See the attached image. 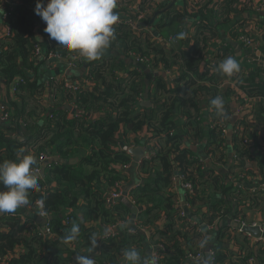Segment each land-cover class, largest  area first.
I'll return each mask as SVG.
<instances>
[{
  "label": "trees",
  "instance_id": "16d2710c",
  "mask_svg": "<svg viewBox=\"0 0 264 264\" xmlns=\"http://www.w3.org/2000/svg\"><path fill=\"white\" fill-rule=\"evenodd\" d=\"M16 1L5 20L9 33L0 36V80L9 85L19 81L16 97L22 98L26 114L19 112L9 129H0V162L15 159L21 150L36 156L33 171L41 168L42 155L79 160L47 165L45 177H38V189L30 190L29 204L23 206L39 212L37 202H42V210L52 217L47 224L49 233L35 218L24 220L22 206L0 218V264L1 260L4 264H76L75 255L90 256L94 264H125V249L135 248L147 257L148 244L158 253L156 264H186L190 254L205 253L204 248L213 251L212 261L207 264H249L251 257L256 258V264H264V247L259 243L224 226L209 241L199 231L200 226L189 222L188 215L181 214L182 208L176 204V196L183 194L191 214L207 225L231 211L234 202L243 217L264 205L260 191L252 192L250 188L256 173L264 180V20L257 23L251 17H242L251 13L250 3L194 0L196 10L192 13L172 5L152 23L158 37H150L145 30L138 32L130 22L121 20L114 26L110 46L101 57L79 61L78 67L82 63L88 66L90 73L86 76L96 81L97 91L76 92L66 86L65 80L51 81L48 88L57 110L47 116L43 126L31 129L25 124L31 133L15 139L10 132H19L18 122L21 119L25 123L29 113L38 115L36 111L45 91L37 78L40 62L36 46L47 55L60 54L65 59L75 53L49 39L44 32L45 23L35 14L37 0ZM120 1L118 14L128 12L134 4L139 11L146 12L157 2ZM168 2L173 4V0ZM253 21L261 29L258 35L249 36H257V51L240 40L242 34L249 35L245 26ZM230 24L232 37L242 48V61L236 58L232 45L215 42L218 28ZM180 32L185 33L183 38H177ZM160 40H171L173 47H163ZM117 50L128 57L135 53L149 58L146 65L151 68L163 65L165 70L176 71L170 86L163 80L150 86L149 96L155 107L146 109L147 112L138 107L143 98V71L126 68L124 75H120L124 60L115 58ZM228 56L240 64V71L232 77L217 71L219 63ZM250 57L257 60L249 62ZM213 60L216 62L212 63ZM228 80L235 86H226ZM217 96L224 99L223 115H218L211 105ZM234 100L246 106L245 112L250 114L241 116L234 124L232 155L236 157L230 163L228 135L219 122L224 118L230 123V101ZM66 103L87 113L103 107L105 114L94 119L84 114L71 115L64 108ZM206 109L211 112H204ZM143 129L150 134V154L138 165L141 181L131 187L129 199L139 208L133 220L135 227L151 233L148 243L140 229L129 226L131 207L123 200L108 202L109 192L124 191L128 174L123 167L132 162V157L118 147L117 137L121 134L130 144L128 135L139 134ZM247 136L253 139L252 145L244 143ZM197 145L203 147L210 161L202 159L192 148ZM223 167L226 176L221 172ZM177 173L183 176L182 182L193 185V192L176 184L173 177ZM240 176L244 177L239 180L243 185L237 187L233 181ZM161 215L167 216L163 224ZM73 222L79 225V236L65 242ZM100 224L106 229H117L105 236L99 231ZM93 235L98 238L95 248L90 241ZM202 242L205 245L201 247Z\"/></svg>",
  "mask_w": 264,
  "mask_h": 264
},
{
  "label": "crops",
  "instance_id": "0c3cea01",
  "mask_svg": "<svg viewBox=\"0 0 264 264\" xmlns=\"http://www.w3.org/2000/svg\"><path fill=\"white\" fill-rule=\"evenodd\" d=\"M11 1H16V0L0 1V36L7 33L8 27L5 26V21H3V15H4L5 11H7V10L9 11L8 7L11 4ZM118 3H121V1H118ZM172 3H173V5H176L177 7L181 8V7H186L187 4L190 3V1L189 0H179V1L176 0L175 2L173 1ZM168 7H169L168 0H157V2L155 4H152V6H149L147 8L144 18H142L140 20V25L142 28H144L145 33H148V35L150 37H158L159 36L158 33L155 32L152 23L155 22L157 20V18L158 19L161 18L163 16L162 13H164L166 8H168ZM132 8L134 10L135 9L139 10V8L135 6V4L131 6V9ZM186 10H188V9H186ZM188 11L190 13H192L195 10L194 11L188 10ZM119 16H121V17L128 16V12L125 13L124 11H121ZM242 17H244V18H250L251 17L252 19H255L257 21V23H261L264 20V14L254 15L252 12L251 13L246 12V14H243ZM126 20H129V19H126ZM253 22L255 23V21H253ZM232 27H233L232 24L227 25V26L226 25L220 26L218 28L219 36H217V38L215 39V42L218 44H230V45H232V47L234 48V54H235L236 58L239 59L240 61H242L243 60L242 48H241V45L232 37V33H231ZM188 30L190 33H192V31H193L192 28L191 29L189 28ZM37 38L40 39L41 36L38 35ZM160 43H162L163 47H165L167 49H171L173 47L171 40H160ZM213 46L215 47V45H213ZM52 54L53 55H51V54L47 55L46 51L44 49H42V51L38 57V61L40 62V66H39L37 78H38V82L41 84H44V86H45L43 99L41 101L42 103L40 104L41 107L37 108V111H36L38 113L37 116H35L34 113H29L26 116V118L24 119L25 123H23L22 120L20 119V121L18 122V124H21V126L19 128V132L14 131V130H12L10 132V136L15 138V139H21L22 135H25V134L29 135L31 133V130L27 129L25 127V124L27 126H30L31 129H35V126H39V127L43 126L46 123L47 116L50 113H53V112H55V110H57L53 105V102L51 100V98H52L51 93H50L51 91L48 88V85L51 81L65 80L68 83L75 84L76 82H83L86 79L85 77H87L86 75H89V73H90L88 66L84 65V63H82V65H79V67L78 66L77 67H71L68 64L67 59L61 58L60 55H59V57H55V54L54 53H52ZM74 54L79 55L77 52H75ZM114 55H115V58H117L119 56L121 59L124 60V65H122V71L120 72V75H124L126 68L130 69L132 67H137L143 71V84H144L143 98H141V101H140L139 106H138V107H140L141 112H147L146 109H150V108L155 107L154 102L152 101V99L149 96L150 86H152L153 84H156V82L158 80H163L167 84V86H170L173 82L172 77L175 76L176 71L174 69L173 70H165L163 65L157 66L156 68H151V67L147 66L145 63H141V62L137 61V59L133 56L128 57L125 55H121L119 50H117V53H115ZM80 57L82 58V60L84 59V57H82V56H80ZM83 68H85L86 70H83ZM225 85L230 86V82L227 81L225 83ZM96 86H97L96 81L92 80V78L90 77L88 79V81L86 82L85 92L93 93V92L97 91ZM76 92H79V91H76ZM0 104L7 105V108L9 109V113H10L9 114L10 117L7 119H4L2 113L0 112V129H9V127L15 121L14 118H16L15 117L16 114H18L19 112H21V114L22 113L26 114V112H23L24 104L22 102V98L16 97V93L14 92L12 85L3 84L1 82V80H0ZM72 104L73 103H71V104L66 103L64 105L65 110L69 111V114H71V115H82V114H84L87 117L94 119V118L100 117L101 115L103 116L105 114L103 107H101L100 109L99 108H97V109L93 108L92 110H90L87 113V112L77 108L75 105H72ZM230 105H231L232 112H233V115L231 116L232 119L236 118V116H237L236 112H244L243 110L246 108V106L240 105L237 102V100L230 101ZM202 107L205 108L206 105L204 104ZM204 112H211V111L209 109H206ZM204 120H205V125H206L208 123V120H207V118H205ZM149 135H150L149 132L146 131L145 129L141 130L139 134L128 135L127 138H130V142H131L129 144V143H127V140L124 139V137L121 134H119L117 137V140H118L117 145L120 149H123L124 145L134 147V148L135 147H143L145 152H146V155L149 156V154H150V151L148 149V143H149V138H150ZM192 148L199 154V156H201L202 159H204L206 161H210V159L206 155V152L202 146L197 145V146H194ZM227 148H228V153L230 156L229 159H230V163H231V162H233L234 155H232L233 154L232 140L229 137H227ZM129 155L132 157L131 154H129ZM231 156H232V158H231ZM143 159H144V157H143ZM139 163H135L133 161V157H132V162L130 164H128L127 167H123L125 169L126 173L128 174V181L124 185L125 186L124 191H125L126 186H128L130 183L133 186H135L141 181V177L139 176V173H138ZM123 168L120 167V169H123ZM221 172L224 173L226 176V174H227L226 168H224V167L221 168ZM239 180H242V179H238V180L233 181V184L237 187L243 185L242 182ZM262 182L264 184V180ZM130 189L131 188H129V190L127 192L128 198H129ZM124 191L122 192L123 194H121L119 197H114V198H111L112 192H109L108 193V199H109L108 202L112 203V202H115L118 200H122L121 198L124 195ZM176 204H177V206L178 205L181 206L180 208H182V209L184 208L187 211L189 222H193L194 224L197 223L200 226L199 229L206 233L209 241L210 240L212 241L214 238L217 237L218 232H219V228H221L222 226H224L226 228H232V229L238 230V227L235 226V225H237V223L232 222V220H234V218L237 216V212L239 210V208L236 206L235 202L232 204L231 211H228L225 214H223L221 217L217 218L213 223H211L212 224L211 227H208L209 225L203 223L200 218H197L191 214L190 207L185 202L183 194H181V195L179 194L176 196ZM136 208H137V213H138L139 208L138 207H136ZM21 211H22V213L23 212L26 213V215L24 214V217H23L24 220L29 218V217H33L37 221V217L40 216L38 210L37 211H31L30 209L25 208L23 206L21 207ZM4 214H7V213H4ZM4 214H0V218ZM259 216H261V214ZM134 218H135V216H134ZM134 218L132 217V220H134ZM159 218L161 220V224H163V222H165L167 220L166 215H163V216L161 215ZM37 224H38V222H37ZM39 225L41 226V224H39ZM129 226L132 229H140V231L143 232V234L145 235L146 241L148 243L149 236L151 234L150 231L139 228V227L137 228V227H135V224L132 222L129 223ZM116 229L117 228L113 227V226L106 229V227L104 225H102V224L99 225V231L102 234L105 233L106 230H108L107 231V233H108V232L114 231ZM220 245H222V243H220ZM204 250H205V253L203 254L202 257L190 259V261H188L186 264H207V263H210L212 261L210 254H209L211 252V250L205 249V248H204ZM153 252H154L153 246H150L148 244L147 257L153 259ZM249 264H256V263L252 262Z\"/></svg>",
  "mask_w": 264,
  "mask_h": 264
},
{
  "label": "clouds",
  "instance_id": "9594fccd",
  "mask_svg": "<svg viewBox=\"0 0 264 264\" xmlns=\"http://www.w3.org/2000/svg\"><path fill=\"white\" fill-rule=\"evenodd\" d=\"M117 5L118 0H47L46 5L45 0H37L35 14L45 23L44 32L49 39L87 60H95L110 46L114 26L119 20ZM184 36L185 33L180 32L177 38ZM217 71L232 77L240 71V64L228 56L219 63ZM211 105L218 115H223V97H215ZM36 164V156L25 154L23 150L15 159L0 162V184L3 185L0 189V214L14 213L29 204L30 190L39 187L38 174L32 170ZM43 214L39 212V215ZM79 232V225L73 222L64 237L65 242L76 240ZM90 241L95 248L98 238L93 235ZM123 257L125 264H155L154 259L142 257L135 248L125 249ZM75 261L76 264H94L93 259L85 255H77Z\"/></svg>",
  "mask_w": 264,
  "mask_h": 264
},
{
  "label": "built area",
  "instance_id": "2783aa9c",
  "mask_svg": "<svg viewBox=\"0 0 264 264\" xmlns=\"http://www.w3.org/2000/svg\"><path fill=\"white\" fill-rule=\"evenodd\" d=\"M118 1H120V0H118ZM154 1H157V0H154ZM173 1L175 2L176 0H173ZM189 1H190V3L187 4V6L184 7V8H186V9H188L190 11L196 10L195 9V5H194V0H189ZM247 2L250 3L251 12L254 15L264 14V0H244L243 5L246 4ZM16 3H17V1H11V4L8 7L9 11L14 8ZM9 11L7 10V11L4 12L3 21L8 19ZM132 14L135 17L131 18ZM144 16H145V12H141V11H139L137 9L134 10L133 8L132 9L129 8L128 16H125V17L119 16V20H118L117 23L121 22V20L129 19V20H127V22H130L132 28H134L138 32H143L144 28L141 27L140 20L142 18H144ZM245 29L248 30V34L249 35L247 36L245 34H242L240 36V40L245 44V46H247L249 48H252L254 51H257L258 50V45H257V42L255 41L257 36H255L254 38H251L249 36L258 35L261 32V29L259 28V26H256L254 22L248 23L245 26ZM8 33H9V31L7 29V33L6 34H8ZM41 51H42V48L39 47V46H36V56L39 57ZM131 54H132L133 57H135L137 59V61H139L141 63H145L146 64L149 61V58H147L145 56H143V57L142 56H138L135 53H131ZM257 54L259 55L260 52H258ZM51 55H53V54H51ZM59 55L60 54H55V57H59ZM67 60H68V64L71 67H77L78 64H79V61H81L82 58L79 55H77V54L71 53V54H69V57H67ZM254 60L256 61L257 59H254L252 57H250L248 59L249 62H253ZM215 62H216L215 60L212 61V63H215ZM85 78L86 79L83 82H76L75 84L67 82L66 86L72 88L74 91H79V92L80 91H85L86 82L89 79L88 77H85ZM56 81H61V80H56ZM229 82H230V86H235V83H233L232 81H229ZM18 83H19V81H15V82L11 83V85H12V87L14 89V92L16 94L18 92L17 91ZM246 100H247V98H246ZM245 105H247V104H245ZM246 109L243 110L244 112H236L238 117L236 116V118H233V119H232V117H230V121H229L230 123L229 124H228V120L224 119V118L219 122V126L222 128L223 133L227 134L228 137L231 140H232V137H233V127H234V124L236 123V121L241 116L245 115V113L246 114H250V112H245ZM0 112L2 113L4 119H7V118L10 117V115H9L10 113H9V109L7 108V105L0 104ZM244 143L252 145L254 143V141H253V139H251L250 137L247 136V137L244 138ZM234 157H236V155H234ZM50 158H51L50 156L42 155L40 157V161L44 162L45 160H49ZM125 167H127V166H125ZM40 169L41 168H38L34 172L38 173L40 171ZM182 178H183V176H178V173L175 174V176L173 177L174 181H176V184L179 185L183 190H189V191L193 192V190H194L193 185L190 182H182ZM243 178H244L243 176H240L239 179H243ZM253 180H254V184L250 186L252 192L260 191V196L264 200V184L262 182L263 181L262 176H260L259 173H256V178L253 179ZM111 192H112L111 193V198L119 197L121 194H123L122 191L113 190ZM37 205L40 207L39 212L42 211L44 213L43 216L40 215L41 217H43V218L50 217L49 214H47L46 212H44L42 210V208H41L42 207V202H40V201L37 202ZM256 210L257 211H255V212H249L246 217H243L242 214H239L237 212V216L234 218V220H232V222H235V223H237L239 225L238 230H237L239 233L245 234L249 239H251V241L257 242L261 246L264 247V205L263 204L260 205ZM181 214H187V211L183 208L181 210ZM260 214H261V216H259ZM47 224L45 226H43V228L45 229L46 233H49V229L47 228ZM211 226H212V224L209 225L208 227H211ZM244 226L258 227L260 229L261 235L257 237V236H254L253 234H251L250 232L244 231L243 230ZM199 231H201V230L199 229ZM204 245H205V243L202 242L201 247L204 246ZM159 247L163 248L162 245H159ZM203 254H204V251L203 252H199L197 255L190 254L189 258H191V259L200 258V257L203 256ZM209 254H210V257L212 259L213 251H211ZM157 258H158V253H156L155 250H154L153 259H154L155 263L157 261ZM248 262L249 263H252V262L256 263V258L255 257H251L248 260ZM1 264H4V260H1Z\"/></svg>",
  "mask_w": 264,
  "mask_h": 264
},
{
  "label": "water",
  "instance_id": "95a60500",
  "mask_svg": "<svg viewBox=\"0 0 264 264\" xmlns=\"http://www.w3.org/2000/svg\"><path fill=\"white\" fill-rule=\"evenodd\" d=\"M172 5L173 4H170L169 7H172ZM83 70H86V69L83 68ZM1 82L3 84H5L4 80H1ZM123 150L132 155L133 161L135 163H139L143 159V157L146 156V152H145L143 147H135L134 148V147H130V146L124 145ZM78 160H79V157H73V158H70V159L66 160V159L54 156V157L50 158L49 160H45L44 162H42L41 169L37 173L38 177L39 176L42 177V178L45 177V171H46V166L47 165H50L52 163H62V164L69 163V164H73V163H76ZM132 186L133 185L131 183L128 186H126L125 191H124V195L122 196L121 199L131 207L132 213H133L132 217L134 218L135 214L137 213V208L132 204L131 200L127 197V192L129 190V188H131ZM23 214L26 215L25 212H23ZM51 219H52V217L43 218L41 216H38L37 217V222H38V224H41V226H45ZM131 222L134 223L133 220ZM235 226L239 227L238 224L235 225ZM243 230L246 231V232H250L251 234H253L254 236H257V237L261 235L260 229L258 227L244 226ZM76 256L77 255L74 256V260H75Z\"/></svg>",
  "mask_w": 264,
  "mask_h": 264
},
{
  "label": "rangeland",
  "instance_id": "374dc122",
  "mask_svg": "<svg viewBox=\"0 0 264 264\" xmlns=\"http://www.w3.org/2000/svg\"><path fill=\"white\" fill-rule=\"evenodd\" d=\"M159 105H160V102L157 103V106H158V107H159Z\"/></svg>",
  "mask_w": 264,
  "mask_h": 264
}]
</instances>
